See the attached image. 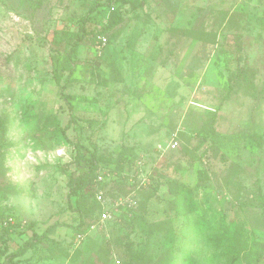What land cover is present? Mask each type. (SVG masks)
Masks as SVG:
<instances>
[{
  "label": "rangeland",
  "instance_id": "rangeland-1",
  "mask_svg": "<svg viewBox=\"0 0 264 264\" xmlns=\"http://www.w3.org/2000/svg\"><path fill=\"white\" fill-rule=\"evenodd\" d=\"M96 1L0 0V264L48 226L12 264H230L206 241L215 232L250 238L233 264H264V0H126L119 22L97 5L69 56ZM64 84L67 138L110 160L103 202L85 184L81 212L67 201ZM182 213L184 263L171 249Z\"/></svg>",
  "mask_w": 264,
  "mask_h": 264
},
{
  "label": "trees",
  "instance_id": "trees-1",
  "mask_svg": "<svg viewBox=\"0 0 264 264\" xmlns=\"http://www.w3.org/2000/svg\"><path fill=\"white\" fill-rule=\"evenodd\" d=\"M126 2V0H98L96 3L91 6L85 15L79 21V31L77 32L75 39L71 43V46L68 50V55L72 56L79 46L80 42L87 36L88 32L86 30V23L89 21L91 14L96 9L97 5H113L116 15L115 22H119L121 17L119 15V10L121 6ZM73 67V65H72ZM69 68V75L72 73L73 68ZM241 74V73H240ZM232 78L231 74L229 75ZM64 84L61 87V97L63 98L67 110H68V119L60 128L61 136L67 140L72 148L74 149V162L76 164V169L70 174L68 187L69 190L67 192V201L70 208L73 211L81 212L82 209V195H83V186L86 184H90L92 186V192L89 195H93L95 198V192L97 190L104 188V183L106 182L105 177L103 181H97L96 177L100 173H106V169H108L105 163H108L110 160L99 156L97 154V148L94 144L89 145L86 142L81 140L71 141L66 136V130L69 129L75 118L73 113V104L71 103L69 96L63 93ZM234 86L232 83H229L227 91L225 92L223 99L229 97L231 91L233 90ZM52 138H57V135H52ZM119 157L116 158L114 161H119ZM181 187V188H180ZM157 185L154 187V191H156ZM190 190L188 188H184L183 186L178 185L177 194H175L174 200L175 203L180 207L181 202H185L187 206L190 204L189 199L187 198L190 194ZM188 195V196H187ZM191 210H188L190 212ZM186 213H182V224H183V232L181 235V240L175 248L172 247L173 245L169 243L170 248L173 250L174 257L178 258L181 257V261L187 262L188 258H186L185 253L189 246V244L193 241V231L194 228L193 223L190 219L185 216ZM137 220L140 222L143 221L142 218L137 217ZM82 220H80V223ZM51 226H48L42 233L38 234L33 232V234L28 237L22 244L16 248L15 250L9 252L5 255V258L2 264H12L15 259L24 255L28 249L34 247L37 243L47 237V231L50 229ZM2 232L0 233V240H2L3 236H6L9 231V226H3ZM206 241H208L210 246L215 248L218 251L219 257H223L228 261V263L233 264L240 253H243L245 256H251L252 250L250 246V238L246 236V234L241 232V237L237 238L234 234H227L225 232H215L211 233L206 237ZM3 244L0 247V257L5 254L6 252V244L5 240L2 241Z\"/></svg>",
  "mask_w": 264,
  "mask_h": 264
},
{
  "label": "built area",
  "instance_id": "built-area-1",
  "mask_svg": "<svg viewBox=\"0 0 264 264\" xmlns=\"http://www.w3.org/2000/svg\"><path fill=\"white\" fill-rule=\"evenodd\" d=\"M106 42V39L105 38H102V42L101 44H104ZM176 142L172 143L171 146L173 148H175L176 146ZM105 175H107V173H100L97 175L96 179L97 181H103L104 180V177ZM95 198L99 201V202H103V196L101 194V190H98L96 193H95ZM117 204H112V203H109V204H106V212H105V217L106 218H111L112 217V211L114 210V208L116 207Z\"/></svg>",
  "mask_w": 264,
  "mask_h": 264
},
{
  "label": "crops",
  "instance_id": "crops-1",
  "mask_svg": "<svg viewBox=\"0 0 264 264\" xmlns=\"http://www.w3.org/2000/svg\"><path fill=\"white\" fill-rule=\"evenodd\" d=\"M22 256H23V255H22ZM20 257H21V256H20ZM18 258H19V257H18ZM18 258H17V259H18ZM15 260H16V259H15Z\"/></svg>",
  "mask_w": 264,
  "mask_h": 264
}]
</instances>
